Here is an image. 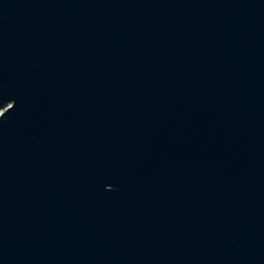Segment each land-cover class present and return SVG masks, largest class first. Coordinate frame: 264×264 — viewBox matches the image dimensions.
<instances>
[{
	"label": "water",
	"instance_id": "1",
	"mask_svg": "<svg viewBox=\"0 0 264 264\" xmlns=\"http://www.w3.org/2000/svg\"><path fill=\"white\" fill-rule=\"evenodd\" d=\"M0 264H264V0H0Z\"/></svg>",
	"mask_w": 264,
	"mask_h": 264
}]
</instances>
